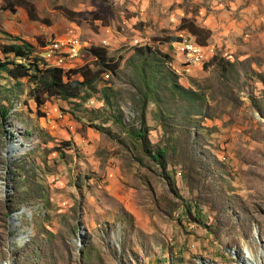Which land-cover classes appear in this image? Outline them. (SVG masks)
Returning <instances> with one entry per match:
<instances>
[{
	"label": "rangeland",
	"instance_id": "374dc122",
	"mask_svg": "<svg viewBox=\"0 0 264 264\" xmlns=\"http://www.w3.org/2000/svg\"><path fill=\"white\" fill-rule=\"evenodd\" d=\"M223 1L0 0V44L28 41L37 57L80 37L76 60L46 58L97 76L80 98L38 106L32 83L0 73V264H248L250 252L264 264V37L224 29ZM184 19L211 30L201 63L173 52L183 33L198 43ZM142 124L166 168L132 134ZM30 184L35 202L7 214Z\"/></svg>",
	"mask_w": 264,
	"mask_h": 264
},
{
	"label": "trees",
	"instance_id": "16d2710c",
	"mask_svg": "<svg viewBox=\"0 0 264 264\" xmlns=\"http://www.w3.org/2000/svg\"><path fill=\"white\" fill-rule=\"evenodd\" d=\"M32 12V10H31ZM34 16V15H33ZM185 23L182 24V28L189 31L195 38V40L201 44L205 45L207 40L211 34L210 28L206 26H200L196 24L193 20L184 19ZM4 35L5 33L2 32ZM7 36L13 37V35L8 34ZM13 40H18L19 38H12ZM20 40V39H19ZM45 45V44H43ZM91 52L94 56H96L99 60H103L104 64L108 65L106 59V50L102 46H93ZM151 51L150 47H139L140 53H146V51ZM0 73H5L11 79L21 80L23 78L27 79L30 83H32L31 94L36 100L38 106H41L46 102L49 97H60L67 100L80 98L82 95L81 87L90 84L93 86V82L96 80L97 76L89 77V70H73L63 72L62 68L59 67H42L40 59L38 57H34L33 54L35 52L33 45L25 40H21V42H12L0 44ZM170 57V55H166ZM23 58V62H18L17 58ZM25 60V61H24ZM109 66V65H108ZM68 69V68H65ZM89 69V68H87ZM78 76L82 77L84 80L86 78V82L81 81ZM1 77V76H0ZM146 86V85H145ZM155 84L151 82L150 86H147V91L144 94L143 101L144 103L148 100L147 95L150 92L154 91ZM150 89V90H149ZM172 93H177L181 97H186L188 100H192L193 94L192 89L186 88L180 84H178L174 79L171 82L169 87ZM190 94V95H189ZM151 95V94H150ZM154 95V94H153ZM14 104V103H13ZM11 113L7 106L4 104H0V116H9ZM144 113L142 111V119L144 118ZM120 120V119H119ZM2 122H0L1 125ZM123 124V122H121ZM144 124V122H143ZM142 127L137 128L132 134L136 135L137 139L141 142V148L144 153L152 156L155 161H158L162 168H166V156L167 151L166 147H156L151 148V143L149 138L147 137L146 131ZM124 125V124H123ZM192 161L191 163H194ZM193 165L189 166V171H192ZM20 171V168L18 169ZM22 172V171H21ZM26 180L29 182H36L37 180L33 179L31 175H26ZM28 195L26 198L22 196L12 197L11 201H8L5 205L7 210V214L9 211L14 210L16 207L26 203V202H35L33 199V195L29 194L32 191L31 184L28 187ZM221 203L225 205L226 196L222 190H220ZM192 208L188 204L187 211L191 212Z\"/></svg>",
	"mask_w": 264,
	"mask_h": 264
},
{
	"label": "crops",
	"instance_id": "0c3cea01",
	"mask_svg": "<svg viewBox=\"0 0 264 264\" xmlns=\"http://www.w3.org/2000/svg\"><path fill=\"white\" fill-rule=\"evenodd\" d=\"M224 1L230 5L229 7L230 11L222 12L221 9L224 5L223 6L216 5L215 6L216 10L214 12L215 15L213 16L214 18L215 17L221 18L222 16H227L226 18L228 21L225 23H221L224 29H229V27L233 26L235 28L237 27L238 30H242V26L247 24V26L251 27L253 30H255V32L258 35H260V36H256L257 39H262L264 37V32H263L264 30V23H263L264 22V0H224ZM140 39L141 38H138L137 40H140ZM60 50H62V48H59L58 55L62 53L64 57V53ZM177 54L181 57L182 61H184L183 57L181 56L182 54L180 53H177ZM76 59L77 58H73L70 60H76ZM100 105L101 104H99V106ZM99 106H96V107H99ZM73 123L77 124L75 122ZM91 128L92 127H88L89 130Z\"/></svg>",
	"mask_w": 264,
	"mask_h": 264
},
{
	"label": "built area",
	"instance_id": "2783aa9c",
	"mask_svg": "<svg viewBox=\"0 0 264 264\" xmlns=\"http://www.w3.org/2000/svg\"><path fill=\"white\" fill-rule=\"evenodd\" d=\"M138 39V38H137ZM175 53L187 54V61H182L184 64L188 63V57H197V64L201 63L203 57L199 56L200 44L193 41L192 38L183 33V38H178L172 43ZM86 45H81V38L79 41H71L69 37H59L52 40L47 49L63 48L64 58L66 54L78 53V50H83ZM72 69V68H71Z\"/></svg>",
	"mask_w": 264,
	"mask_h": 264
},
{
	"label": "bare ground",
	"instance_id": "6f19581e",
	"mask_svg": "<svg viewBox=\"0 0 264 264\" xmlns=\"http://www.w3.org/2000/svg\"><path fill=\"white\" fill-rule=\"evenodd\" d=\"M70 40L71 41H79V37H77V38H71ZM82 43L83 42L81 41V45H82ZM83 45H84V43H83ZM200 48H202V46H200ZM55 50H58L59 51V48H56ZM60 51H62L64 53L63 48ZM80 54H81V50H78V53H71V54L68 53V54H66L65 57H68L69 59H73V58H77L78 56H80ZM199 56H201L200 50H199ZM188 58L189 59H192V60H197V57H188ZM13 147H14L13 145L10 146V149H12ZM4 189H5V186H4V184H1V181H0V190L1 191H4ZM29 233H30V230L29 229L28 230L26 229V231L21 236H19V239L20 240L25 239L29 235ZM247 263L248 264H262V259L256 257L255 254H253L252 252H250L249 257L247 258Z\"/></svg>",
	"mask_w": 264,
	"mask_h": 264
},
{
	"label": "clouds",
	"instance_id": "9594fccd",
	"mask_svg": "<svg viewBox=\"0 0 264 264\" xmlns=\"http://www.w3.org/2000/svg\"><path fill=\"white\" fill-rule=\"evenodd\" d=\"M175 41V40H174ZM47 45H49V43H46L45 44V49H44V53H45V55L43 56L42 55V53L40 54V55H38L37 57L40 59V62H41V66L42 67H59V68H62L63 69V72H67V71H73L74 69H75V67L74 68H72V69H65L64 67H62V66H59V65H55V64H53L50 60H48V58H46L47 57V50H46V46ZM86 48V47H85ZM84 48V49H85ZM83 49V50H84ZM0 55H1V52H0ZM18 62H23V58H21V57H19V58H17L16 59ZM25 61V60H24ZM2 75H4L5 73H1ZM90 103H91V101H90ZM16 138H20V137H16Z\"/></svg>",
	"mask_w": 264,
	"mask_h": 264
}]
</instances>
